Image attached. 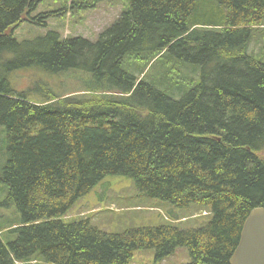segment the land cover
<instances>
[{
  "label": "trees",
  "instance_id": "16d2710c",
  "mask_svg": "<svg viewBox=\"0 0 264 264\" xmlns=\"http://www.w3.org/2000/svg\"><path fill=\"white\" fill-rule=\"evenodd\" d=\"M42 2L0 0V206L19 215L0 264H129L142 250L161 262L178 248L189 264H229L248 214L264 207V60L250 47L254 29L264 32V0H127L93 42L5 35ZM50 13L30 24L46 28ZM76 73L86 76L78 94L34 79ZM26 79L44 101L21 91ZM109 176L132 179L173 220L194 205L212 219L121 233L65 221Z\"/></svg>",
  "mask_w": 264,
  "mask_h": 264
},
{
  "label": "rangeland",
  "instance_id": "374dc122",
  "mask_svg": "<svg viewBox=\"0 0 264 264\" xmlns=\"http://www.w3.org/2000/svg\"><path fill=\"white\" fill-rule=\"evenodd\" d=\"M126 3L127 0H43L42 4H40L30 17L31 19L28 18L25 21L26 18L23 17L22 22L15 27L11 34L18 41H21L43 36L47 30H55L62 38L82 37L93 42L100 32L109 28L119 18ZM46 12H51L50 18L46 22V28L43 29L32 25L34 23L32 17ZM259 28L254 29V37L250 45L254 51L264 49V32ZM262 58L264 60V57ZM184 70L188 74L196 75L189 68ZM163 73L160 75L171 83L173 78L167 72ZM180 73L182 74V72ZM15 76L16 78H24L27 75ZM85 78V74L76 73L73 75L63 74L51 77L37 74L34 79H39L43 83H46L54 95L63 96L80 93ZM34 79H30L29 83H27L28 79H26V82L20 85V89L22 92H27V95L36 102H42L45 98L37 92L40 89V85L37 86L33 82ZM86 96H91V93H87ZM5 141L6 132L4 128H0V149L3 148L4 151ZM260 156L264 157V155ZM4 162L5 159L2 163L0 159V167ZM6 192V187L0 185V203L3 201ZM160 203L156 200L139 197L138 190L132 179L109 176L104 178L88 196L72 206L65 215L64 220L70 221L79 218H88L95 227L106 233H121L127 229L138 227H155L168 224L162 218L161 214L154 210V208L160 209L167 215V204L161 203L165 205L163 206ZM193 216L196 217L191 218ZM178 217L182 219L191 218L175 223V226L182 230L204 228L212 219V215L207 208L198 207L197 205L190 206L187 210L178 212ZM18 222L19 215L15 208L0 206V239L3 241L8 240V234L6 232L8 226ZM35 262L32 261L30 264H34ZM189 263V254L185 248H178L173 255L165 258L161 262L155 260L153 250L136 251L129 262V264Z\"/></svg>",
  "mask_w": 264,
  "mask_h": 264
},
{
  "label": "water",
  "instance_id": "95a60500",
  "mask_svg": "<svg viewBox=\"0 0 264 264\" xmlns=\"http://www.w3.org/2000/svg\"><path fill=\"white\" fill-rule=\"evenodd\" d=\"M15 27H9L10 35ZM229 264H264V207L252 209L242 226Z\"/></svg>",
  "mask_w": 264,
  "mask_h": 264
}]
</instances>
